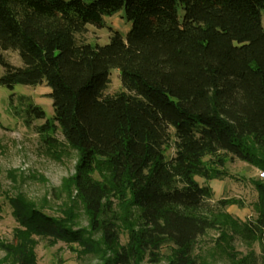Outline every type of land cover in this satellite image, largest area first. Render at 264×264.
I'll list each match as a JSON object with an SVG mask.
<instances>
[{
  "label": "trees",
  "instance_id": "1",
  "mask_svg": "<svg viewBox=\"0 0 264 264\" xmlns=\"http://www.w3.org/2000/svg\"><path fill=\"white\" fill-rule=\"evenodd\" d=\"M121 9L130 23L124 36L109 28L105 44L76 38ZM262 16L264 0H0V51L16 50L22 62L0 53V85L44 83L52 108L46 118L31 97L12 93L10 113L45 144L57 145L59 130L77 151L69 181L90 229L111 252L103 264H197V239L218 227L208 215L207 182L222 176L227 160L264 169ZM112 69L122 90L108 95ZM251 182L255 217L232 228L264 252V181ZM111 198L135 206L140 220L124 222L119 246ZM8 204L17 225L13 242L0 241V248L13 264H35L34 238L97 250L71 226L70 212L45 213L20 195Z\"/></svg>",
  "mask_w": 264,
  "mask_h": 264
},
{
  "label": "rangeland",
  "instance_id": "2",
  "mask_svg": "<svg viewBox=\"0 0 264 264\" xmlns=\"http://www.w3.org/2000/svg\"><path fill=\"white\" fill-rule=\"evenodd\" d=\"M182 8L178 7V16L182 17ZM104 27L86 25L82 34L76 35L81 41L91 44H105L109 41L111 31H118L123 36L129 30L130 23L124 18L123 9L112 16H104ZM264 27V16H262ZM1 55L11 64L21 66L22 62L16 50L0 51ZM3 69L0 65V74ZM122 90L118 70L112 69L109 83L104 93L111 95ZM49 87L44 83L31 85H14L12 89L0 85V241L13 242V230L16 222L11 214L8 197L20 195L41 208L45 213L62 216L64 212L71 213V226L82 229L85 236L96 241V251L86 252L76 243L55 241L49 244L44 239H35L33 251L35 264H103L111 256L101 243L100 232L92 231L89 218L83 205L75 196L70 184V176L74 173L77 162V151L67 145L59 130L54 137L57 145L45 144L33 127H25L22 122L10 113L9 97L13 94H23L41 106L46 118L52 116L51 101L47 96ZM43 120L34 121L40 125ZM167 155L171 150H167ZM220 178L210 179L212 198L208 200L211 213L217 217L218 227L208 229L197 239L195 257L197 264H240L242 259H254L255 264H264L263 248L258 240L245 239L235 233L233 223L251 220L255 217V202L257 194L251 181H264L259 177L260 169L254 164L241 160H227ZM97 176L96 173H94ZM200 183L205 181L195 177ZM235 199L237 202L220 206L219 199ZM111 212L119 226V241L117 246L126 241L124 222L138 224V209L111 198ZM109 213H107L109 215ZM220 213L228 214L225 218ZM234 221V222H233ZM163 250L166 251L164 248ZM149 262L146 258L139 264H163ZM0 264H13L5 251L0 248Z\"/></svg>",
  "mask_w": 264,
  "mask_h": 264
},
{
  "label": "built area",
  "instance_id": "3",
  "mask_svg": "<svg viewBox=\"0 0 264 264\" xmlns=\"http://www.w3.org/2000/svg\"><path fill=\"white\" fill-rule=\"evenodd\" d=\"M258 175H259V177H262L263 178L264 177V171L263 170L259 171L258 172Z\"/></svg>",
  "mask_w": 264,
  "mask_h": 264
}]
</instances>
